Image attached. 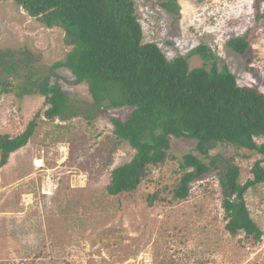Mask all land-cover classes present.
<instances>
[{
    "label": "rangeland",
    "instance_id": "rangeland-1",
    "mask_svg": "<svg viewBox=\"0 0 264 264\" xmlns=\"http://www.w3.org/2000/svg\"><path fill=\"white\" fill-rule=\"evenodd\" d=\"M136 1L145 40L157 42L168 57L207 43L220 65L224 61L237 75L239 85L264 92V0H178L179 17L158 0ZM245 34L253 53L243 56L229 49L227 41ZM63 38V30L47 28L15 0H0V62L9 66L14 59L18 69L8 74L0 66V77L14 79L21 90L30 66L33 78L50 76L49 66L68 51ZM189 63L197 67L204 60L195 55ZM56 73L84 111L71 119H48L45 97L38 93L0 95V133L19 134L37 113L42 115L28 144L0 167V264H264V236L255 242L226 230L217 172L222 162L214 160L236 156L245 183L253 177L257 157L243 159L232 146L218 144L205 157L214 168L192 183L187 199L173 200L171 189L181 176L183 155L197 144L195 139H173L175 159L154 169L130 196L111 195L106 186L112 170L134 154L124 145L110 164L111 117L126 119L130 109L95 114L87 84L73 85L66 68ZM90 108L91 120L84 115ZM47 181L51 188L44 193ZM167 186L164 199L150 206L149 192ZM245 198L264 230V184L250 188Z\"/></svg>",
    "mask_w": 264,
    "mask_h": 264
},
{
    "label": "trees",
    "instance_id": "trees-1",
    "mask_svg": "<svg viewBox=\"0 0 264 264\" xmlns=\"http://www.w3.org/2000/svg\"><path fill=\"white\" fill-rule=\"evenodd\" d=\"M15 1L47 28L63 30L68 51L49 66L50 76L33 78L35 72L30 66L21 90L14 79L0 77V95L38 93L45 97L48 108L44 114L48 119H71L84 111L74 104L62 87L63 77L56 73L66 68L73 75V85L87 84L95 114L104 109L129 108L126 119L111 117L114 129L109 136L113 144L110 164L122 146L134 150L129 161L112 170L106 186L111 195L130 196L145 178L150 179L154 169L168 158L175 159L171 153L173 139L197 141L195 152L183 155L181 176L171 189L173 200L187 199L192 183L214 168L205 157L218 144L232 146L243 159L257 157L251 168L253 177L245 183L236 156H215L214 160L222 162L217 172L226 230L232 236L244 233L246 239L262 240L264 230L252 217L245 194L264 184V141L258 142L264 139V92L257 86L239 85L237 75L224 61L220 65V58L207 43L197 45L186 55L168 57L157 42L145 40L136 0ZM158 4L179 17L178 0H158ZM227 46L239 55L253 53L247 34L230 38ZM7 53L13 54L10 50ZM195 55L204 63L190 67L189 59ZM10 62L9 66L0 62L8 74L18 70L15 60ZM52 75L55 82L51 81ZM84 115L91 120V108ZM41 116L37 113L19 134L0 133V167L28 144ZM165 189L168 186L149 192L148 204L164 199L161 193Z\"/></svg>",
    "mask_w": 264,
    "mask_h": 264
},
{
    "label": "bare ground",
    "instance_id": "bare-ground-1",
    "mask_svg": "<svg viewBox=\"0 0 264 264\" xmlns=\"http://www.w3.org/2000/svg\"><path fill=\"white\" fill-rule=\"evenodd\" d=\"M37 162L39 163L40 161L38 160ZM48 188H51V182L49 181L46 182V187L44 188L45 190H43L44 193H48Z\"/></svg>",
    "mask_w": 264,
    "mask_h": 264
},
{
    "label": "built area",
    "instance_id": "built-area-1",
    "mask_svg": "<svg viewBox=\"0 0 264 264\" xmlns=\"http://www.w3.org/2000/svg\"><path fill=\"white\" fill-rule=\"evenodd\" d=\"M54 189V188H53ZM45 190V189H44ZM54 191V190H53ZM49 195V194H48Z\"/></svg>",
    "mask_w": 264,
    "mask_h": 264
}]
</instances>
